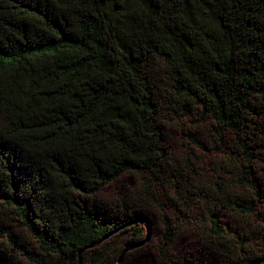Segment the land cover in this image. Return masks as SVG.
I'll return each mask as SVG.
<instances>
[{
  "label": "trees",
  "instance_id": "obj_1",
  "mask_svg": "<svg viewBox=\"0 0 264 264\" xmlns=\"http://www.w3.org/2000/svg\"><path fill=\"white\" fill-rule=\"evenodd\" d=\"M193 115L230 136L214 187L169 152V125ZM125 174L137 196L103 209ZM175 199L200 258L264 264V0H0V264H98L100 243L145 239L148 205L159 255L194 263L170 250Z\"/></svg>",
  "mask_w": 264,
  "mask_h": 264
},
{
  "label": "rangeland",
  "instance_id": "obj_2",
  "mask_svg": "<svg viewBox=\"0 0 264 264\" xmlns=\"http://www.w3.org/2000/svg\"><path fill=\"white\" fill-rule=\"evenodd\" d=\"M217 123L210 118L206 121H201L198 119L197 115L192 117L186 116L180 119H176L169 125L168 130V147L169 152H174L176 155L177 163H181L182 168L190 171L191 173L197 172L200 182L204 183V187L213 186L214 180L220 174L219 165L222 163L223 159L228 156L226 149L223 148L224 144L221 142H227L230 140L228 134H218L216 131ZM196 134L197 138L204 144L205 148L202 149L192 143L187 134ZM221 148V150H219ZM223 148V149H222ZM193 170V172H192ZM168 176V171L166 172ZM170 175V174H169ZM195 176V175H192ZM185 177H183L184 179ZM197 181V180H196ZM197 183V182H196ZM199 187V184L197 183ZM140 181L134 174H125L118 180L113 181L107 185L97 196L98 202L101 204L103 209H107L110 212L116 211L118 207L121 206L122 200L129 198L133 199L137 196L139 191ZM173 194L175 190L172 191ZM127 200V199H126ZM180 202V200L175 199L172 204L166 205L167 211L170 213L173 221L179 223L176 226V235L172 243L171 253H176L177 255L187 256L192 258L195 262L190 264H227L224 260L217 259L214 256L208 257L206 259L200 258L201 254V243L202 240L197 234H193L188 231V226L186 219L182 220V217L177 214V209L174 204ZM128 202V200H127ZM140 206L146 207L147 205L141 204ZM197 207L196 211L202 215L203 210L207 209L203 203L195 204ZM152 211L150 227L145 228V238L148 236L149 240L144 244L139 246H133L128 249L124 254L123 260L119 264H170L169 259L166 255H159L158 247L161 245L163 238V223L161 221V216L158 211L152 207L147 206ZM217 210L222 213V219L225 223L231 224L234 228H239L241 231H256L258 226L256 224H248L244 220H240L237 216L232 215V213L226 209L217 205ZM19 234L27 238L30 242L32 239L28 238L25 233ZM127 240L115 238L102 242L99 244L97 251H105L104 257L99 261L98 264H118L120 256V251L122 248H127ZM263 245V242H259ZM98 246V245H97ZM96 246V247H97ZM93 247V248H96ZM33 252L38 254L37 249H33ZM198 255V256H197ZM42 256V255H41ZM199 258V259H197ZM201 259V260H200ZM21 264H31V262L22 258L20 260ZM47 264H75L70 261H58L56 259L49 260Z\"/></svg>",
  "mask_w": 264,
  "mask_h": 264
},
{
  "label": "water",
  "instance_id": "obj_3",
  "mask_svg": "<svg viewBox=\"0 0 264 264\" xmlns=\"http://www.w3.org/2000/svg\"><path fill=\"white\" fill-rule=\"evenodd\" d=\"M148 240H149V237L147 236L142 242L138 243L137 246L144 244V243H145L146 241H148ZM131 247H133V245L128 244L127 248H125V249L123 250V252H122V254H121V256H120V258H119V260H118V264L121 263V261L123 260L124 254H125V253L128 251V249L131 248Z\"/></svg>",
  "mask_w": 264,
  "mask_h": 264
}]
</instances>
